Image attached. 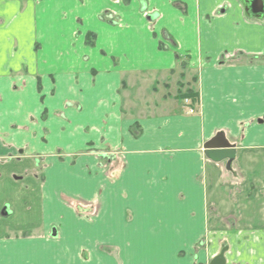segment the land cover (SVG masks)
Returning a JSON list of instances; mask_svg holds the SVG:
<instances>
[{
	"label": "crops",
	"instance_id": "1",
	"mask_svg": "<svg viewBox=\"0 0 264 264\" xmlns=\"http://www.w3.org/2000/svg\"><path fill=\"white\" fill-rule=\"evenodd\" d=\"M218 134L230 169L205 156ZM5 185L35 236L1 232L0 264H264V18L241 0H0Z\"/></svg>",
	"mask_w": 264,
	"mask_h": 264
},
{
	"label": "rangeland",
	"instance_id": "2",
	"mask_svg": "<svg viewBox=\"0 0 264 264\" xmlns=\"http://www.w3.org/2000/svg\"><path fill=\"white\" fill-rule=\"evenodd\" d=\"M183 63H186V62H182V65H183ZM176 78L178 79V75H176ZM179 78H180V80H179L180 84L183 85L182 81H184L185 79L188 78V73L185 72L184 74H181L179 76ZM9 166L12 167L13 165L11 164ZM43 180L44 179L40 175L39 182L42 183ZM4 187H5L4 191L1 193L2 195H0V233L1 232L5 233V239L13 237V239L20 240V239H22V237L27 238L28 236H35V234H33L32 232H29V231L21 232L20 234H19V231H17L21 228L24 229L23 228L24 225L28 224L27 223V217L24 213V208L27 207V204H26L27 201L20 198L17 195V191L9 189L6 185ZM21 187L24 190L26 188V185L21 184ZM6 208H7V211L9 212L10 215L5 217V216H3L2 212ZM85 218L91 219V217L88 215H86ZM45 221H46L45 222V224H46L47 218L45 219ZM69 249L71 250L69 255H71V256L76 255L75 253L72 254L73 251L76 252V249L73 250V247H70ZM120 249H121V256H122L123 250H122V248H120ZM83 250H87L91 254V252L89 251L90 249L84 248ZM101 255H103V254H101ZM99 260L102 261V259H99ZM36 261L38 262L39 259H37ZM30 262H33V260H30ZM108 263L109 262H107L106 264H108Z\"/></svg>",
	"mask_w": 264,
	"mask_h": 264
},
{
	"label": "water",
	"instance_id": "3",
	"mask_svg": "<svg viewBox=\"0 0 264 264\" xmlns=\"http://www.w3.org/2000/svg\"><path fill=\"white\" fill-rule=\"evenodd\" d=\"M247 15L250 18L263 19L264 18V3L262 0H241ZM205 156L215 162L222 163L227 161V167L230 169L232 162L236 158V148L232 146L226 139L224 134H218L212 140L205 144ZM4 216L10 215L7 208L2 213ZM224 255L221 254L215 258L211 264H225Z\"/></svg>",
	"mask_w": 264,
	"mask_h": 264
},
{
	"label": "trees",
	"instance_id": "4",
	"mask_svg": "<svg viewBox=\"0 0 264 264\" xmlns=\"http://www.w3.org/2000/svg\"><path fill=\"white\" fill-rule=\"evenodd\" d=\"M95 40H96V35L93 34V33H90L88 36H87V45H90V46H93L94 43H95ZM183 94V93H182ZM184 99H192V101H197L198 99V95L196 93H194L192 90H187L183 96H182Z\"/></svg>",
	"mask_w": 264,
	"mask_h": 264
},
{
	"label": "built area",
	"instance_id": "5",
	"mask_svg": "<svg viewBox=\"0 0 264 264\" xmlns=\"http://www.w3.org/2000/svg\"><path fill=\"white\" fill-rule=\"evenodd\" d=\"M191 113H194L193 111H191Z\"/></svg>",
	"mask_w": 264,
	"mask_h": 264
}]
</instances>
